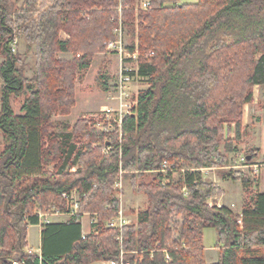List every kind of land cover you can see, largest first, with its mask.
Wrapping results in <instances>:
<instances>
[{"label": "trees", "instance_id": "obj_1", "mask_svg": "<svg viewBox=\"0 0 264 264\" xmlns=\"http://www.w3.org/2000/svg\"><path fill=\"white\" fill-rule=\"evenodd\" d=\"M148 1L135 11V0H0V264L21 258L28 226L38 224L34 211H64L62 194L72 191L78 214L40 227L41 264H207L206 229L216 232L213 264H264V193L249 196L253 179L225 169L238 151L226 138L230 127L240 126L254 88H264V0ZM119 20L137 42L138 74L149 84L122 123L120 143L118 132L84 120L51 121L69 114L76 73L114 39ZM19 43L23 53L12 51ZM57 127L65 131L55 134ZM257 155L246 153L247 163ZM164 163L177 169L175 178L159 172ZM213 169L248 195L240 213L209 204L224 195L201 175ZM119 171L146 199L120 231L104 225L120 209ZM84 215L97 224L82 237Z\"/></svg>", "mask_w": 264, "mask_h": 264}, {"label": "rangeland", "instance_id": "obj_2", "mask_svg": "<svg viewBox=\"0 0 264 264\" xmlns=\"http://www.w3.org/2000/svg\"><path fill=\"white\" fill-rule=\"evenodd\" d=\"M15 1V0H13ZM144 0H135V3L133 5V10H136L139 3ZM196 0H178L179 4H190L194 3ZM62 38L64 36L61 34ZM133 42V40L128 36V42ZM25 50V47L22 43H19L15 47L14 52L23 53ZM57 59L61 61H69L72 59V55L69 53H59L57 55ZM1 61V60H0ZM26 63L27 67L25 70V74L27 77H29L32 73V63L33 59L31 57V53H26ZM118 61L116 58L107 53L105 49L102 52H99L93 56L90 62L89 69L84 72H77L74 79V105L70 109L69 114L67 115H55L52 116L51 121L55 124H64L69 127H72L78 120H84L87 123V127L89 129H93V124L96 118L98 117L101 108L106 104V93L109 90L110 85L114 82L118 70ZM138 86L140 90H144L148 88L149 84L145 79H143ZM263 90V97L259 98L261 101H258L256 107L258 108L257 116L260 120L264 122V88ZM23 97H19L12 100V108L15 114H20V107L22 105ZM255 107V111H256ZM261 110V111H260ZM253 115L252 118H255ZM234 130L236 127H233ZM231 130V127H230ZM65 131L63 128L57 127L54 130L55 134H60L61 132ZM231 133V132H230ZM236 135V134H235ZM239 136V135H238ZM230 141H232L229 137ZM240 139V137H238ZM0 144H1V136H0ZM232 146L233 143H232ZM256 145H248L246 142L243 149H240V154L245 156L246 153H248L251 148H256ZM1 149V147H0ZM258 159L263 161L264 163V156L260 155L258 156ZM234 160V157H233ZM234 162V161H233ZM235 164V162L233 163ZM258 165V171L257 174L254 175L251 173V171L247 172H241L244 174L249 175L253 179V187L248 190L249 196L255 195L258 193H264V165L256 164ZM260 170V171H259ZM202 177L210 181L216 185L220 184L222 187L221 189L224 191L225 198L223 199L224 205H229L230 209L234 213H240L242 208L241 201L244 199L245 194L242 191L241 187L236 183L235 181H231L229 179H223L218 173L216 169H213L211 171H204L201 173ZM260 178V187L259 190H255L256 182H258ZM221 181V182H220ZM123 190H122V199L120 201V207L123 211V214L127 217L129 223H135L136 222V216L138 212L145 209L146 206V199L145 197L132 190L129 186V183L127 181H123ZM247 195V194H246ZM248 196V195H247ZM237 198L235 201L234 199ZM210 200L209 204H215L216 200ZM234 200V201H231ZM241 200V201H240ZM231 204V205H230ZM41 212L40 210H35L34 212ZM59 219L56 220H62L61 217H58ZM89 215H84L81 219V226L84 228V233H87L90 231L89 229ZM50 223H52V218L50 219ZM39 227L35 226H28L27 229V244L28 246L33 247L34 249H38L40 246V237H39ZM88 234V233H87ZM203 247H205L204 250V260L207 264L215 263L218 260L219 252L216 248V232L213 229H206L203 231ZM101 264V263H100ZM109 264V263H106Z\"/></svg>", "mask_w": 264, "mask_h": 264}, {"label": "built area", "instance_id": "obj_3", "mask_svg": "<svg viewBox=\"0 0 264 264\" xmlns=\"http://www.w3.org/2000/svg\"><path fill=\"white\" fill-rule=\"evenodd\" d=\"M150 6L148 0L140 2L137 10H146ZM120 11V9H119ZM114 39L109 41L105 45V51L113 55L118 61V70L114 82L110 85L109 90L106 93V104L101 108L100 113L93 124V129L104 133L112 134L118 132V142L121 141V127L123 121L129 117L133 116L137 109L138 104V94L140 88L138 87L140 82L143 80L138 74L139 64H138V45L137 42H128V37L123 31L120 20L118 28L113 32ZM12 51H15L14 46ZM110 150V147H106L103 153L106 154ZM225 169L239 170L241 172H249L256 175L258 171V165H252L247 163V158L241 154L237 155V161L231 167H226ZM74 169H72L73 171ZM189 169H187L188 171ZM192 171V170H191ZM201 172L207 170H200ZM163 175L171 174L173 178L178 175L177 169L169 164L164 163L159 170ZM184 170H182V173ZM137 174V172H135ZM123 172L119 171L118 180L114 184V188L118 193L119 203L122 199L123 190ZM169 180L165 179L164 183H168ZM62 198L65 202V210L59 211L52 208L47 213H41L39 211L34 212V216L37 218V227L41 225L50 223V219L54 217H69L78 214L79 209V194L76 191L70 193H63ZM89 229L93 231L92 227L97 224L96 219L89 216ZM128 219L123 214L120 209L117 215L109 219L104 223L105 227L108 229L121 230L125 225H127ZM87 232V233H89ZM87 233L82 232V237L87 235ZM117 240L120 242L121 238L118 237ZM37 258L38 263L41 264V250L40 246L38 249H34L31 246H27L23 249L21 258L19 260H14L11 264H29V259ZM168 256H165V262H169ZM112 263V262H110ZM114 264V263H112Z\"/></svg>", "mask_w": 264, "mask_h": 264}, {"label": "crops", "instance_id": "obj_4", "mask_svg": "<svg viewBox=\"0 0 264 264\" xmlns=\"http://www.w3.org/2000/svg\"><path fill=\"white\" fill-rule=\"evenodd\" d=\"M261 95L263 97L262 88L256 86L254 88V91H253V102L251 104L244 105V107H243L242 120H241L240 126L236 127L234 125H231L230 139L232 140V143H233L234 147H236L238 151L236 153L230 154L229 156L230 157H234L233 161L235 163L237 161V155L240 154V149H243L245 143L247 142L248 145H251V146L252 145L253 146L256 145L255 146L256 148H254V149L258 150V155L254 159V161H253L254 163L253 164H255V165L256 164L264 165L263 161L258 159V156H260V155L264 156V122L262 120H260L257 116H255V114L257 115V112H258V108L256 107V105H257L258 101H261L259 99L261 97ZM255 107H256V111L254 110ZM253 115L255 116V118H252ZM233 127H236L235 130H234ZM238 137H240V139ZM252 149L253 148H251V150ZM236 183H238V185L242 189V186H241L240 182H236ZM218 186L220 188H222L220 186V184H218ZM255 186H256L255 190L258 191L259 187H260V178H259L258 182H256ZM263 187H264V182H263ZM242 191L245 194L244 199L242 201L240 200L241 203L243 204V202L247 198V195H246V192L243 189H242ZM224 198H225V194L222 197H220L218 200H216L217 201L216 205L218 207L225 206V207L229 208L230 207L229 205H224L223 204V199ZM234 200L236 201L237 198H235ZM234 200H231V201H234ZM61 218H62V220H58V221L56 220V217L52 218V223L64 222L67 219L65 217H61ZM57 219H59V218L57 217ZM31 226H35V225H31ZM82 232H84V228L83 227H82ZM26 240H27V238H26ZM204 250H205V247H204ZM100 263L101 264H106L105 262H95L93 264H100ZM108 263L112 264L110 262H108ZM210 264H213V263H210Z\"/></svg>", "mask_w": 264, "mask_h": 264}]
</instances>
